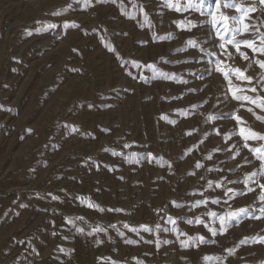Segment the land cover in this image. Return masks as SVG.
<instances>
[{
  "label": "rangeland",
  "instance_id": "374dc122",
  "mask_svg": "<svg viewBox=\"0 0 264 264\" xmlns=\"http://www.w3.org/2000/svg\"><path fill=\"white\" fill-rule=\"evenodd\" d=\"M164 5L165 0H106L101 4L93 0L85 8L82 0H0V264H137V260L143 264H221L225 256L228 260L223 264H264V244L253 242L264 238V219L245 215H238L227 233L217 235L215 244L196 246L197 239H193L188 249L180 247V241L189 237H209L204 224L219 228V220L208 212L227 216L240 207H259V189L233 200L215 188V182L223 180L238 193L246 191L243 183L228 181H242L247 173L258 171L259 161L247 149L235 159L233 153L215 152L217 147L228 146L225 136L236 132L237 126L231 119L212 122L208 117L237 112L247 121L246 127L261 134L264 122L246 111L248 105L240 108L231 99L228 81L219 73L204 72V79L198 80L192 74L200 73L205 65L185 63L200 56L216 59L208 54L218 51L208 15L215 10V0L202 5L203 16L195 11L177 13ZM54 11L61 15L53 16ZM189 20L203 27L190 31L178 27ZM65 22L75 27L65 28ZM48 24L56 27L42 30ZM189 39L196 41V48L187 43ZM201 48L206 51L201 53ZM130 61L154 64L161 78L152 79L151 69L133 68ZM226 64L247 67L238 56ZM256 71L253 67L248 74ZM141 72L147 81L139 79ZM166 75L189 82L164 79ZM233 84L241 82L233 77ZM165 115L176 123L160 119ZM257 115L264 113L257 110ZM63 125L75 126L79 132L68 134ZM215 128L221 135L215 134ZM232 143L240 146L243 141L234 135L228 141ZM124 144L132 147L124 148ZM113 151L123 155L114 156ZM132 152L152 153L154 159L131 163ZM210 153L213 159L206 160ZM244 156L252 163H245ZM197 161L204 167L196 169ZM210 168L223 171L210 172ZM209 180L213 181L211 189ZM201 192L208 204L191 208L204 198ZM52 195L60 199L53 200ZM79 197L105 211L89 209ZM216 198L220 204L211 203ZM117 208L124 212L107 211ZM197 219L204 224H197ZM124 223L136 228L147 225L154 231L141 230L137 235L125 229ZM157 224L169 231L157 233ZM96 226L107 228V234L88 236ZM76 227L84 228V234ZM98 239L103 243L98 244ZM156 239L172 243L159 251L155 243H145ZM245 239L247 243H242ZM225 248L234 254L229 256Z\"/></svg>",
  "mask_w": 264,
  "mask_h": 264
},
{
  "label": "snow or ice",
  "instance_id": "6c2138e0",
  "mask_svg": "<svg viewBox=\"0 0 264 264\" xmlns=\"http://www.w3.org/2000/svg\"><path fill=\"white\" fill-rule=\"evenodd\" d=\"M78 2H81V0H78ZM95 2L97 4H101L106 2V0H95ZM121 2H123V0H121ZM92 3L93 0H82V4L85 8L89 7ZM112 3H116V0H112ZM205 3L206 0H185L184 4H181L180 0H176L175 3H173L172 0H165L164 6L168 7L170 10L176 11L177 13L195 11L201 16H203L204 12L202 10V5ZM225 10H231L232 14H228ZM141 12L145 16L147 15L143 8H141ZM217 13H219V18L217 17ZM257 13H259V15H256ZM52 15L59 16L61 15V12L54 11ZM208 15L211 16V31L214 32L215 39L218 41V44L216 45L218 51L210 52L208 54L211 56H215L216 59L205 60L203 56H200L191 60H186L185 63H202L205 65V67L200 73L192 74L198 80L204 79V72L208 73V75H212L213 72L219 73L223 77V79L228 81V93L230 94L231 99L239 102L240 108H245V105H248L246 111L251 113L255 120L264 122V115H257V110L261 113H264V0H241V2L239 3L237 2V0H215V10L209 12ZM64 26L65 28L75 27V25H71L68 22H65ZM54 27H56V25L48 24L42 30H47L48 28ZM178 27H180L184 31H190L192 28L203 27V25L194 23L193 21L189 20L186 22V25L185 22L179 23ZM37 31H41V29H37ZM28 34L31 35L32 32L29 31ZM154 39L163 41L168 39V37H155ZM209 39H211V35H209ZM207 42L208 41L206 40L205 43ZM187 43L191 45L192 48L197 47L196 41L192 39H189ZM105 47L108 48L110 52L115 53V49H113L109 44H105ZM182 50L184 49H177L176 51ZM205 51L206 49L204 48L200 49L201 53ZM236 56H238L240 60L247 62V67H245L244 69H241L240 67L233 68L226 64V61L228 60H235ZM160 59L164 60L163 57H161ZM164 62L167 63L168 61L164 60ZM129 63H131L133 68L146 67L148 69H151L153 73L152 79L161 78V76L157 74V69L154 64H141L136 61H130ZM253 67H255V69L257 70L256 74L249 75L248 72L250 69H253ZM73 71H78V69H73ZM128 75L132 76V73L129 72ZM233 77H235L236 80L240 81L241 84H233ZM132 78L136 79L137 77L132 76ZM163 78L178 80V78L174 75H166ZM139 79L147 81L148 77L141 72ZM178 82L187 84L189 81L178 80ZM191 91L196 92L197 90L192 89ZM172 99H181V97H172ZM206 102L207 101H205V103ZM88 107H91V105H89ZM192 107L195 108L196 105H193ZM177 112H179L183 116H187V113L182 110L177 109ZM160 119L168 122L169 124L174 125L176 123V121L174 120H169L166 115L161 116ZM208 119L212 122L222 119H231L235 122V125L237 126L236 132L226 134L225 136L224 143L228 146L217 147L216 149H214L215 152L219 153L221 151H227L229 153H233L232 158L235 159L236 156H240L242 149H247L248 153H250L252 156L255 157L257 161H259L258 171H252L250 173H247L242 181L239 179L235 181H228L229 184L233 185L237 183H243L246 191L238 193L235 187H227L224 184L223 180L215 182V188L222 189L223 196L229 197L233 200H235L238 195L256 193L257 189H259L258 195L256 196V200L259 202V207H240L234 212L227 214V216H218L216 212H208L207 215L209 217L219 220V228L211 227L207 224H204L203 221L197 219L196 223L204 224V227L207 229V232L211 235L207 238L204 235H201L198 238L189 237L188 240H182L180 241V247L183 249H188L189 247H191L192 245L190 242L193 239H197L196 246H199V244L217 243V240L214 238L217 237V235H223L227 233L228 228L232 225V221L238 215L249 216L250 219L254 220L264 219V182H261V178H264V134L252 130L251 127H246L245 125L247 124V121H245L243 117L238 115L237 112L220 113L215 116H209ZM63 127L68 128V134H71L72 132H79V129L75 126L63 125ZM27 131L30 133L31 129H28ZM193 131H198V129H193ZM214 131L216 135H221V130L219 128H215ZM186 135H192V132H187ZM234 135L238 136L240 138V141H243L240 146H237V143H232L230 145L228 144V141H230L232 139V136ZM21 139H23V136L21 137ZM200 143L203 144L204 141L202 140ZM254 143L256 144V146H253ZM123 147L129 148L132 147V145L124 144ZM193 147L196 146L194 145ZM188 151L191 152L192 149H189ZM112 155H123V153H117L113 151ZM242 158L244 159L245 163H252V161L249 160L247 156H244ZM153 159L154 157L152 153L132 152L129 154V162L131 163H139L143 160H147L149 163H151ZM205 159L212 160V154L210 153L209 155H207ZM169 167H171V165H169ZM202 167H204V165L200 161H197L195 164V168L200 169ZM97 170H99V165H97ZM109 170L114 169L110 168ZM208 171L222 172L223 169L210 168L208 169ZM190 174L195 175L194 172ZM120 179H123V177H120ZM200 179H204V177H200ZM208 188H213V181H208ZM200 196L204 197V193L201 192ZM51 198L53 200L60 199L58 196L55 195H52ZM79 199L81 200V203H86L89 209L99 210L101 212L105 211V209L101 208L99 205L88 202L84 197H79ZM208 202L209 200L207 197H204L203 199H198L195 201L194 204L191 205V208L199 207L200 205L206 206ZM223 202L227 204L228 200H224ZM172 203L176 207H181V205H177L175 204V202ZM211 203L220 204L221 199H213L211 200ZM21 207H26V205H21ZM107 211L124 212L123 209L119 208L107 209ZM155 211L159 213L161 209H156ZM257 212L259 213V215H256ZM76 219L83 220V217H77ZM168 220L172 224L176 223V221L173 220L171 217H168ZM67 223L75 226V222L72 218H67ZM187 223L192 224L193 221L188 220ZM123 226L125 229H128L130 232L136 233L137 235L140 234L141 230L145 233H153L154 231L153 228L143 224L140 225L139 228L132 227L128 223H124ZM110 227L115 228L116 226L115 224H111ZM155 230L157 233L169 231V229L167 228H161L159 224L156 225ZM76 231L80 234H84L85 230L84 228L76 227ZM117 231L119 233L118 229ZM172 231H175V229H172ZM98 233H103L106 235L107 228L96 226L92 228V230L88 232L87 235L92 236ZM119 234L123 235V233ZM184 235L187 234L184 233ZM141 239L143 240V237H141ZM253 242L264 244V238H256ZM97 243L100 244L103 243V241L98 239ZM125 243L136 244L138 243V241L125 240ZM145 243H155L157 251H159L162 245L172 243V241L156 239L155 241L146 240ZM242 243H247V239L243 240ZM59 250L61 252L65 251L63 248ZM224 250L228 253L229 256L234 254L231 248H225ZM98 259L103 260V257H100ZM204 259L208 260L210 258L204 257ZM227 260L228 256L223 257L221 264H223V262ZM113 264H118V262L114 261ZM137 264H143V262L137 260Z\"/></svg>",
  "mask_w": 264,
  "mask_h": 264
}]
</instances>
